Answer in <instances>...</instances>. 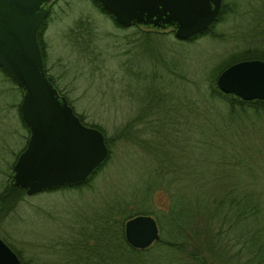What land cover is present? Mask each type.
<instances>
[{
    "label": "rangeland",
    "instance_id": "374dc122",
    "mask_svg": "<svg viewBox=\"0 0 264 264\" xmlns=\"http://www.w3.org/2000/svg\"><path fill=\"white\" fill-rule=\"evenodd\" d=\"M221 5L224 10L208 31L186 40L175 37L169 28L117 25L90 0H50L40 33L44 69L83 123L103 133L108 147L104 165L93 172L87 185L25 193L12 200L9 210L0 207V238L20 263L46 264L51 243L69 238L70 231L88 218L103 221V212H116L113 205L119 201L128 209L159 214L164 194L156 191L150 202L138 193L153 156L119 138L118 129L136 116L146 93L152 99L161 93L166 97V92L181 96L195 89L201 75L216 76L215 67L224 59L223 66L237 61L230 59L238 55L264 60L251 56L264 53V0H221ZM78 20L85 26L79 36L74 29ZM20 98L21 89L0 71V190L8 182L12 161L28 133L17 114ZM256 126L264 127L260 120ZM254 131L255 137L245 138L248 147H262L264 138L255 127ZM173 161L180 163L182 158L175 154ZM157 229L159 234L158 224Z\"/></svg>",
    "mask_w": 264,
    "mask_h": 264
},
{
    "label": "trees",
    "instance_id": "16d2710c",
    "mask_svg": "<svg viewBox=\"0 0 264 264\" xmlns=\"http://www.w3.org/2000/svg\"><path fill=\"white\" fill-rule=\"evenodd\" d=\"M90 2L120 25L98 0ZM222 5L206 28L185 39L206 33L220 17L225 7ZM45 17L36 30L42 60L40 33ZM78 22L74 29L79 36L85 26ZM262 52L251 56L264 58ZM239 56L242 55L234 56L230 62L243 58ZM222 62L216 65V71L227 64L223 66ZM0 71L20 90L2 67ZM183 71L186 76V67ZM196 83L194 90L181 96L166 92V97L161 93L152 99L147 93L142 95L136 116L118 129L119 138L153 156L138 193L152 202L155 192L161 191L165 201L159 206V214L142 208L128 209L119 201L113 205L116 212H103V221L88 218L70 231L69 238L51 243L46 264L60 259L57 264H264V144L249 148L245 140L255 137L254 127L264 138V127L256 126L257 120L264 125V99H243L223 92L211 74L201 75ZM16 109L20 123L27 129L19 102ZM175 154L182 162L173 161ZM163 157L165 160H160ZM105 161L106 158L84 180L41 191L87 185ZM9 179L0 190V207L7 210L12 200L25 195L24 188ZM137 212L154 214L159 227V237L143 248L130 246L123 234L124 221Z\"/></svg>",
    "mask_w": 264,
    "mask_h": 264
},
{
    "label": "water",
    "instance_id": "95a60500",
    "mask_svg": "<svg viewBox=\"0 0 264 264\" xmlns=\"http://www.w3.org/2000/svg\"><path fill=\"white\" fill-rule=\"evenodd\" d=\"M49 0H0V67L21 89L19 109L28 129L25 146L12 164L9 182L26 194L83 180L102 161V132L81 122L45 73L36 30ZM121 25L171 28L177 38L195 34L212 21L221 0H98ZM217 87L243 99H264V60L240 59L223 67ZM123 234L132 247L157 239L149 214L127 218ZM0 264H22L0 238Z\"/></svg>",
    "mask_w": 264,
    "mask_h": 264
}]
</instances>
